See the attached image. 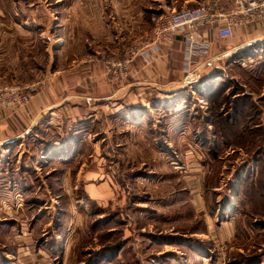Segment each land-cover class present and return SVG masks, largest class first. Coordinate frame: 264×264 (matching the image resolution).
Here are the masks:
<instances>
[{"label":"rangeland","instance_id":"374dc122","mask_svg":"<svg viewBox=\"0 0 264 264\" xmlns=\"http://www.w3.org/2000/svg\"><path fill=\"white\" fill-rule=\"evenodd\" d=\"M112 1L116 14L109 0H0V85L38 83L34 96L51 78L44 71L55 57L62 58L65 65L62 68L74 66L78 58L99 62L110 81L123 80H113L106 68L109 59L121 58L127 53L133 38L126 24L123 0ZM113 31L123 38L119 47L114 46L113 39L108 40L114 36ZM56 38L63 42L53 52L51 46ZM263 39L254 40L257 45L248 47L258 55L236 56L223 70L228 84L225 92L219 93L224 95L215 97L217 104L195 95L199 99H182L178 118L169 115L173 109L161 110L166 115L161 121L163 130L169 124L171 127L169 134L163 132L151 139L158 149L145 153L151 167L142 164V153L127 151L126 140L120 138L121 145L117 146L114 136L94 135V128L98 129L96 121L82 127L80 150H72L67 158L52 157L46 166H37L35 172L21 165L24 162L29 165V153L14 151L10 145L0 155V264H9L14 255L19 257V253L27 251L26 241L41 246L45 238L50 239L48 243L54 239L52 234L60 225L59 221L52 220L60 216L59 211L55 216H48L44 210L51 211L49 207L54 208L56 204L60 212L66 209L62 224L66 219L69 225L77 224L76 220L81 226L85 224L86 231L81 234L83 237L76 249L77 258L84 263L103 245L113 246L115 233L124 244V231L114 234L107 231L115 222L118 229L125 228L127 215L111 222L113 213L109 203L91 204L86 214L83 204L77 203L75 196L70 197L73 185L65 183L66 178L71 181L79 166L86 167L92 159L102 172L94 186L98 188L111 178L116 180L119 193L126 197L128 194V204L131 201L134 207L128 216L133 219L130 228L134 229L135 238L140 239V246L124 248L122 244L115 252L113 249L117 261L112 264H132L128 262L130 257L133 264H140V260L141 264H258L257 256L264 258V199L261 196L264 194V45L260 44ZM49 55L52 57L48 58ZM207 95L211 96L208 91ZM144 121L147 126V120ZM135 138L132 143L139 144L141 137ZM162 143L164 146H160ZM77 158L80 161L75 164ZM94 158L101 159V164ZM27 169L34 176H29ZM33 177L37 180H32ZM27 187L35 194H30L31 189ZM190 192L205 194L213 221L195 214L187 203ZM56 194L61 198L52 199ZM30 195L40 200L39 208ZM219 195L225 204L234 196L233 206L237 210L234 233L228 240L217 238L211 232L212 225L211 231L206 232L210 224L215 226L222 221L212 213L219 205L215 202ZM143 205L145 208L150 205L151 212L146 216L140 211ZM68 207L79 208L81 212L70 215ZM40 208L42 211H35ZM125 208L122 203L123 214ZM71 220L75 221L71 223ZM30 228L32 237L26 231ZM44 250L41 251L45 257Z\"/></svg>","mask_w":264,"mask_h":264},{"label":"crops","instance_id":"0c3cea01","mask_svg":"<svg viewBox=\"0 0 264 264\" xmlns=\"http://www.w3.org/2000/svg\"><path fill=\"white\" fill-rule=\"evenodd\" d=\"M109 1L113 6L114 14H116L115 3L112 0ZM204 1L208 0H137V4H135L136 0H123V12L128 19L126 24L130 28L129 31L133 38L131 43L137 40H150L160 19L166 13L179 10L183 6H197ZM250 26H237L234 28L232 37L218 39L215 27L201 25L197 27L196 43L193 45L188 62L185 58L184 38L180 35L169 46H162L151 54L133 58L127 77L115 82L107 78L104 74V67L99 62L95 63L85 58H78L74 66L62 68V66H65L62 64V58L53 57L56 61L52 59L44 71L46 74H50L51 78L34 94L29 103L16 111L0 110V155H3V152L10 145H13L14 151L20 150L19 153H29L27 158L29 165L26 162L21 165L23 168H32L35 172L37 166H46L47 161L52 157L67 158L65 156L72 150H80V143L82 142V133L80 134V132L90 125V122L96 121L98 122V129L96 131V128H94V135L106 133V135L114 136L113 139L117 146L121 145L120 138L126 140L124 146L127 151L142 153L144 155H142V164L147 163L151 167L149 157L145 153L158 150L157 147L153 146L151 139L153 140V136H160L163 132L169 134L171 127L169 124L167 130H163L164 127L162 128L163 123L161 121L164 120L166 115L161 110L163 108L167 109V107L173 109V112L169 111V115L176 118L179 115V105H181L183 98L197 99L196 96H201L202 99L213 103L219 89L223 88V82L221 81H228V77L224 76L223 70L229 63L234 61V57L242 56L248 51V47L257 45V41L253 42L254 40L264 38L263 25L257 26V24H254ZM109 27L114 30L111 25ZM112 34L114 36L111 35L108 40L113 39L114 46L119 47V43L123 39L122 36L119 37L117 31H113ZM61 42H63L61 38H56L53 41L51 46L53 52ZM260 44L264 45V41ZM51 47L48 46L47 51ZM253 53L255 54V52ZM51 57L48 56V58ZM186 69H189V74H187ZM207 91L211 96L207 95ZM186 94L190 97L183 96ZM144 119L147 120V126ZM159 136L156 138H160ZM135 137H141L139 144L137 141H135L136 145L132 143V140L136 139ZM160 146H164L163 143ZM77 147L78 149H76ZM94 150L96 151V147ZM33 155L35 156L30 159L29 157ZM18 156H21V154ZM94 159L101 164V159ZM134 160L139 162L137 159ZM79 161L77 158L74 162L77 164ZM15 162L20 161L16 160ZM81 165H84V163ZM75 167L77 166L75 165ZM101 173V170L94 165L93 159L86 167L79 166L71 181L68 177L65 180V183L73 185V192L71 191L70 197L75 196L76 202L83 204V210L86 214H89L91 204L96 203L97 206H103L109 203L114 217L113 220L127 215L128 222L125 223L126 225L124 224L125 228L120 225L122 227L118 229L119 225L115 222V226L111 224L112 227L109 231L121 230L126 233L123 236L125 242L122 247L139 248L140 239L135 238L132 234L134 229L130 228V222L133 219L130 220L129 216L131 214L128 212L131 213V208L134 207H131V201L130 205L128 204V194L127 197L120 194V186L112 178L96 188L94 183L102 175ZM105 186L110 190L109 192ZM30 191V194H35L32 189ZM0 193L2 192L0 191ZM219 196L215 200L219 205L215 210L212 209V213L214 217L216 216V219L221 218L222 221L217 222L215 226L210 224L206 228V232L211 231L210 226L212 225L211 232L216 233L217 238L228 240L234 233L235 228L233 225L236 221L237 210L233 206L234 196L230 198L231 200L228 199L227 204L223 203L222 197ZM51 198L60 199L61 196L56 194ZM122 203H125V214L121 209ZM187 203L194 209L195 214L200 213L204 215L206 220L209 218L213 221L208 210L209 203L205 194L190 192L187 196ZM149 207L150 205L141 208V213L146 216V213L151 212ZM41 208L43 207L41 206ZM41 208L35 211L40 212L42 211ZM49 208L51 211L44 210L45 215L55 216L58 211L57 215H60V218L53 217L52 220L53 222L59 221L60 225L52 234L54 239L48 243L47 241H50L49 237V240L45 238L42 241L44 245L41 244V246L35 244L34 241H26L24 245L27 251L19 253V257L14 255L9 264L84 263L80 258H77L78 251L76 249L78 241L83 237L81 234L86 231L85 224L81 226V222L76 220L79 224L77 222V224L69 225L70 221L67 219L62 224L66 209L60 212L57 204L54 208ZM67 211L70 212V215L81 212L79 208L72 210L69 207ZM98 216H101V214H98ZM56 218L57 220H55ZM74 221L71 220V223ZM49 222L50 220L46 225ZM32 230L31 228L26 230L30 231L27 233L29 237H32ZM147 231L149 230L147 229ZM171 234L169 233V236ZM143 237L147 236L143 235ZM41 250L45 251V257ZM114 255L112 260L99 262L98 264H112L117 261V254ZM263 259L258 264H264ZM128 262L133 264L132 257ZM141 263H143L142 260H140Z\"/></svg>","mask_w":264,"mask_h":264},{"label":"built area","instance_id":"2783aa9c","mask_svg":"<svg viewBox=\"0 0 264 264\" xmlns=\"http://www.w3.org/2000/svg\"><path fill=\"white\" fill-rule=\"evenodd\" d=\"M254 24L264 26V0H208L197 6H184L163 15L150 40L131 43L123 57L108 60L106 69L113 80L125 79L133 58L169 46L180 35L184 38L188 62L196 43L197 27H215L216 37L226 39L233 36L235 27ZM186 72L189 74V69ZM37 86L38 83L0 85V110L12 111L24 107L33 97Z\"/></svg>","mask_w":264,"mask_h":264},{"label":"trees","instance_id":"16d2710c","mask_svg":"<svg viewBox=\"0 0 264 264\" xmlns=\"http://www.w3.org/2000/svg\"><path fill=\"white\" fill-rule=\"evenodd\" d=\"M254 51H250V50H248L247 52H245V54H243L242 56H239V57H249V56H251V55H253L254 56V53H253ZM253 53V54H252ZM255 55H258L257 53H255ZM229 65H231V63H229L228 64V66ZM227 66V67H228ZM226 67V68H227ZM221 82H223L222 83V86H223V88L221 87L220 89H219V91H218V93H217V96L219 95V93L221 92V90H222V92L226 89L225 87H227V82H224V81H221ZM225 88V89H224ZM222 95H224V94H221V95H219V96H222ZM219 101H217L216 99L215 100H213V103L214 104H217ZM232 129H234V128H232ZM224 131V130H223ZM222 131V132H223ZM26 171V173H28L29 174V176H34L33 175V173L31 172V171H29L28 169L27 170H25ZM28 177V176H27ZM37 180V178L36 177H33L32 178V180ZM27 189H32L31 187H27ZM264 193V192H263ZM262 197H263V199H264V194H262L261 195ZM31 199V201H33V203H36V204H38V207H39V204H40V200L38 199V198H35V197H31L30 198ZM111 219H113V216H112V218L110 217L109 218V220H111ZM112 221V220H111ZM262 224V223H261ZM264 224V223H263ZM117 231H120V230H117ZM117 231H109V229H108V231L107 232H110V233H112V234H114L115 232H117ZM116 234V236H115V240L114 241H112L113 242V246H105V245H103L100 249H98L97 251H94L95 253H92V254H90L91 255V257L87 260V263L85 262L84 264H98L99 262H103V261H108V260H112L113 258H114V254L115 253H113V249H114V252L118 249V248H120V246L123 244L122 243V241L118 238V234L117 233H115ZM120 235H121V233H120ZM120 241H119V240ZM108 253V254H107ZM264 254V253H263ZM98 255V256H97ZM261 257H260V255H258L257 256V263L259 262V261H261ZM116 262V261H115ZM248 264H250V263H248Z\"/></svg>","mask_w":264,"mask_h":264}]
</instances>
